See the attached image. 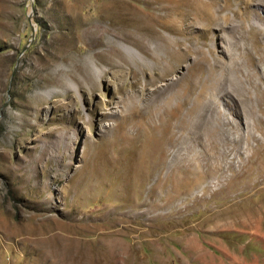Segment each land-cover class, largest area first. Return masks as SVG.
I'll list each match as a JSON object with an SVG mask.
<instances>
[{
    "label": "rangeland",
    "instance_id": "obj_1",
    "mask_svg": "<svg viewBox=\"0 0 264 264\" xmlns=\"http://www.w3.org/2000/svg\"><path fill=\"white\" fill-rule=\"evenodd\" d=\"M258 1L131 6L148 53L132 27L118 44L152 67L96 78L91 52L106 45L90 30L104 14L125 23L119 9L0 0V264H264V95L214 97L242 130L229 143L169 133L188 85L209 75L213 89L231 57L246 65L244 47L264 46Z\"/></svg>",
    "mask_w": 264,
    "mask_h": 264
},
{
    "label": "bare ground",
    "instance_id": "obj_2",
    "mask_svg": "<svg viewBox=\"0 0 264 264\" xmlns=\"http://www.w3.org/2000/svg\"><path fill=\"white\" fill-rule=\"evenodd\" d=\"M171 1L172 0H169V2ZM260 1L262 0H259L258 3H260ZM166 2L167 0H103V2H101L100 5L101 6L107 5L108 7L106 8L108 10L111 9L113 11H117V9H119L118 18L120 21H123L125 23L116 24L112 22L113 21L112 19L111 23L105 24L104 22L109 20V18L108 16H106V14H104L100 17L101 23L104 24L98 22L97 24L92 25L90 31H93L98 35L97 40H105V45H106V49H103L101 51L96 50L97 52L94 50L91 52L92 53L91 57L94 59V63H95L94 70H96L97 72V74L95 75L96 78L105 75L106 70L104 69V66L108 67L109 69L122 68L125 63L130 64L131 62H133L134 65L136 66L135 68L136 72H137V68L139 67L142 68L143 66L146 67L147 69H151L152 66L151 67L148 66L144 62V60H140L137 57L135 58L133 54L129 55L126 49L121 48V46L118 44V41L129 42L133 38V35L137 34L139 36L136 35L137 41L134 40V44L136 45L139 51H142L143 53H148L147 51L149 50V47L145 45L143 40L146 39V34L150 32L147 31L141 34V29L137 27L136 20L132 16L134 12L132 11L131 6H135L136 9H138L139 7L141 9H145V11L141 12V14L145 16H149V14L146 13L147 11L155 8L160 9L161 7L164 6ZM74 4L75 2H73V5ZM178 13H179L178 17L180 18L184 17L182 11H179ZM211 13H213L212 10L207 11L206 8L204 9V15L205 14L208 15ZM147 26H148L147 28L151 30L152 28L151 24ZM127 27L133 28V32H134V33L132 32L133 35L131 32L128 31L129 29L127 30ZM239 27H241V25ZM156 34L158 33L156 32ZM129 36H130V40H129ZM93 38L95 39L96 36L94 35ZM169 40L171 39H166V41ZM175 41H176L175 44H177L178 46L181 45L182 41L180 42V40L177 39H175ZM123 51L124 53H126V56L128 57L121 55V52ZM244 51L245 53L248 51L246 53L247 64L245 65L244 62L242 63L239 62V58L231 57V61H229V65L228 66L225 65L222 68V71L220 73L221 75L217 79L218 81H216L215 83L216 84L215 87L217 88L214 87L215 89L214 88L211 89L213 85L210 82H208L209 81L208 78L209 75H208L206 78L199 81V86L188 85L187 89H184L181 100L178 103V110L183 109L184 104L187 101H189V98L193 91L197 89V93L190 100L189 106L184 109L183 111L184 115H182L181 119L177 121L176 131L175 130L170 131L169 133H171L173 136H177L180 138L208 136L212 140L211 144L216 147L218 145L229 143V139L227 137H229L230 134H232L234 131L235 133L241 134L242 130L240 126L233 124V122L235 123V120L231 119L230 117V115L231 116L234 115L235 113L234 109L233 110L227 109L226 107L220 108V106L214 102V97L219 93V91H224L226 94L233 93L239 98L240 101L246 102V101H250L251 99L253 100L254 97L251 95L250 88L255 91L256 94L255 96L257 98H262V96L264 95L263 90H261L259 86L260 82H262L264 79V46H261L259 50L257 49L258 52L252 48L245 46ZM215 67L216 64L214 61L210 70L214 69ZM191 68L192 69L190 71V74L197 75V70L199 67L197 65H193ZM242 68H245L246 73H244ZM232 70H234V72L237 74L236 77H234L233 75L231 76L229 75V73ZM92 78L93 81L95 82L96 78H94V76ZM78 83L79 86L80 84L83 85V82L80 80L78 81ZM206 95L208 96L206 97ZM194 111L196 113H194ZM171 117L172 118L178 117V112H173ZM260 123H262V118L258 116V118L256 119V124H260ZM170 127L168 125V129H167L168 131L171 129ZM254 128H256V125H254ZM254 128L249 127L250 130H248L249 133L248 132L247 133L253 134ZM66 216L69 218L68 214H66ZM42 231L45 230L42 228Z\"/></svg>",
    "mask_w": 264,
    "mask_h": 264
},
{
    "label": "crops",
    "instance_id": "obj_3",
    "mask_svg": "<svg viewBox=\"0 0 264 264\" xmlns=\"http://www.w3.org/2000/svg\"><path fill=\"white\" fill-rule=\"evenodd\" d=\"M222 263V262H221Z\"/></svg>",
    "mask_w": 264,
    "mask_h": 264
}]
</instances>
